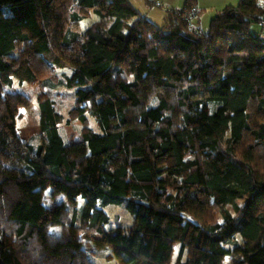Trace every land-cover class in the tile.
<instances>
[{
  "label": "trees",
  "instance_id": "16d2710c",
  "mask_svg": "<svg viewBox=\"0 0 264 264\" xmlns=\"http://www.w3.org/2000/svg\"><path fill=\"white\" fill-rule=\"evenodd\" d=\"M169 12L157 26L130 0H0V264H94L88 247L264 264V5L239 0L206 29ZM54 67L70 68L78 141L59 129ZM124 202L132 225L106 228Z\"/></svg>",
  "mask_w": 264,
  "mask_h": 264
},
{
  "label": "rangeland",
  "instance_id": "374dc122",
  "mask_svg": "<svg viewBox=\"0 0 264 264\" xmlns=\"http://www.w3.org/2000/svg\"><path fill=\"white\" fill-rule=\"evenodd\" d=\"M131 2H134L131 0ZM136 5V3L134 2ZM137 6V5H136ZM155 11L152 13L153 18L159 17V15L166 17V13L163 11L161 7H155ZM98 16L94 13L87 18H83L79 25H77L76 30L84 31L93 21L97 20ZM155 20L158 21V26H163V24L167 21V19L161 20L156 18ZM209 19H207L204 24L200 25L202 29H206L208 27ZM258 27L256 25L252 26V30L256 31ZM55 68V76L58 79L57 84L55 85V92H54V99L58 102L59 112L62 114L63 120L59 124V129L61 135L63 136L66 142L78 141L82 138V129L83 123L76 118L70 117L69 111L75 104V95L74 89L67 88L65 85V77L67 74L70 73L69 67H54ZM13 85L18 86V80L13 79ZM60 90L64 91V94L61 95L59 93ZM87 119H88V126L93 128L94 130L98 131V125L96 123L95 118L90 114L89 111L86 112ZM18 123L27 131L30 141L33 145L37 146L42 141L41 133L37 130V126L34 122H26L25 118H18ZM85 199L79 198L77 203L78 211L81 210ZM69 216L72 214V209H69ZM104 210L109 215V222L105 225L106 228H115L117 226L127 227L132 225L133 223V216L132 214L126 209L125 202L122 204H110L104 207ZM61 226H53L50 227L49 231L54 234H59L61 232ZM238 238V236H236ZM230 243H227V246ZM179 249V244H175L174 251H173V261L176 259L177 253ZM112 254V250L109 247L104 248H94L88 247V255L90 260L94 264H120L119 261L113 257L110 258L109 256Z\"/></svg>",
  "mask_w": 264,
  "mask_h": 264
},
{
  "label": "crops",
  "instance_id": "0c3cea01",
  "mask_svg": "<svg viewBox=\"0 0 264 264\" xmlns=\"http://www.w3.org/2000/svg\"><path fill=\"white\" fill-rule=\"evenodd\" d=\"M133 1L137 6L134 4V2L131 3L155 25H157L158 23V21L155 20L156 18H159L161 20L167 19L168 21L172 17L169 12L171 9L178 10L192 2L198 8L197 26H199L200 28V25L204 24L207 19H209L210 21V19L215 14L224 9L226 6L236 5L239 2V0H163V6L161 8L164 9L163 11L166 13V17L162 16L161 18V16L159 15V17L153 18L152 13L155 11L154 9H156V6L151 5L146 0ZM260 3L264 5V0H260ZM156 13L157 12L155 11V14Z\"/></svg>",
  "mask_w": 264,
  "mask_h": 264
},
{
  "label": "built area",
  "instance_id": "2783aa9c",
  "mask_svg": "<svg viewBox=\"0 0 264 264\" xmlns=\"http://www.w3.org/2000/svg\"><path fill=\"white\" fill-rule=\"evenodd\" d=\"M155 6L161 7L163 6V0H152ZM185 9L184 18L188 19V26L189 28L196 27L197 25V16H198V8L197 6L190 2L189 4L183 6ZM259 26L262 27V30L264 31V16L259 19L258 21Z\"/></svg>",
  "mask_w": 264,
  "mask_h": 264
},
{
  "label": "water",
  "instance_id": "95a60500",
  "mask_svg": "<svg viewBox=\"0 0 264 264\" xmlns=\"http://www.w3.org/2000/svg\"><path fill=\"white\" fill-rule=\"evenodd\" d=\"M137 202H139V203H144V204H148L146 201H142V200H137Z\"/></svg>",
  "mask_w": 264,
  "mask_h": 264
}]
</instances>
